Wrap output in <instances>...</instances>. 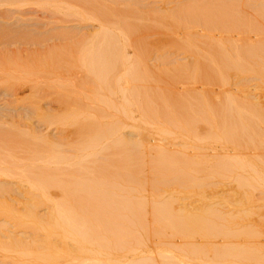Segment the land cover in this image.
Listing matches in <instances>:
<instances>
[{
	"label": "rangeland",
	"instance_id": "374dc122",
	"mask_svg": "<svg viewBox=\"0 0 264 264\" xmlns=\"http://www.w3.org/2000/svg\"><path fill=\"white\" fill-rule=\"evenodd\" d=\"M175 1L176 0H174V2ZM80 2L83 3V4L80 3L83 5L82 6L83 10L85 8H88L90 12L92 11V14L94 16L96 17L99 16V19H101L100 20L101 24H99L98 22H94L91 19L89 21L88 20L78 21L76 19L73 20L72 18L70 19L65 18L64 20H62L63 22L62 21L60 22V24L59 23L48 24L46 22L47 16L45 17V15H43L40 11L35 10L32 7L31 2H28L31 4V5L28 4L29 7H27L28 5H26L21 9H17L16 7H12V6L9 7V6L2 4V6H0V30H2L0 34V52H2L3 50L4 51L6 50L8 53H0V61H2L4 58L6 59V57L7 58L8 57H14V58L21 57L22 60L23 59L25 60L27 57H30L31 55L36 54V53H26V54L25 53H21V54L13 53V50L22 51L25 49L31 52L30 50L34 49L33 47H29L28 45L19 44L20 43L19 39L20 40L25 39V40L31 41L32 39L41 38L42 36L45 37L46 35H54V34L58 35V32L60 35L62 36L64 35V37L66 36V39L68 40L66 39L58 40L57 44H59L60 47L62 45H67V46H62L65 48V50L62 49L65 52L60 50L61 48H57V47L51 49V51L49 50V53H52V55L55 53H62V52L66 53L68 51H69L68 53H70L69 48L70 47L72 48L74 46L73 44H76L73 48H75L78 45L82 46L83 47V49L81 50L83 51L82 53H85V51L87 50L88 52L86 53H93V52H90V49L91 51H94L95 53H97L96 50L98 49H96L95 45L97 46V44H100V43H101L100 48L102 51V52L100 51L101 53L106 52V53L118 54L119 53L118 47L122 45V47L125 49V53L128 52V54H130L128 57L130 66L134 65L133 63L138 59V57L140 58L146 57L148 59V61H146L148 63L147 65L149 67L154 66V69L156 72L154 71L153 74L154 73L159 74L158 77H160L161 79L160 81H159V78L158 79L152 78L156 82L149 80L150 78L148 80L145 79L143 81V85L145 87H151V88H154L155 90L157 88L158 89L157 91L159 93L162 91L163 92L165 91L166 93H168L169 94L168 96L170 97L169 99L171 101L170 103L171 105L172 103H175L174 102L175 99H176L175 101L179 100L178 101L180 102L179 105L182 104V101L184 102V100L187 99L185 100L186 102L182 104L181 106L182 109L179 107V105L177 108V105H176L178 104L177 102L175 103L176 106L174 104L172 105V107L174 108V113L171 114V117L175 118L176 123L175 122L174 123L176 125L180 124L181 121L195 122L196 119L193 117L199 116L198 111H201L200 109L201 107H202V111L204 110V113L201 112L203 113V116H204V123H200V124H203L204 130H205L202 134L201 132L200 134H198L199 132L197 131L196 133L195 132L193 133L194 129H188V131H184L181 128L171 126L170 129L172 130L171 133L173 132L172 135L169 134V136H167L168 134L167 135L160 134L161 135L160 136V135H157L156 133L159 132L158 129L163 128V126H161L162 124L159 125V123L158 124L151 123L150 125H145L144 124L145 122L142 123L138 121L137 123L138 124L141 123L142 126L141 124L140 125L136 124V126L133 127V124H130L129 126L124 127V130H121V135L120 133H117L118 134L117 136L121 137V139H124L128 143L131 142L134 145L133 147L129 146L128 149L120 148L119 149L120 151L114 152L115 150H117V147H116V148H113V152L111 150L109 152L106 151L104 156L109 157V161L107 162L105 161L106 158L103 159L102 156L100 157L98 156L99 158L98 160H96L97 165H101L103 164L101 162L105 161L104 165L108 166L107 168H108L109 174L113 175L114 178L116 176L117 177L120 176V180H117L119 179L117 177H116L117 179H114V180H116L115 182L122 181L123 188H124L126 196L128 197V200H130V202L134 203L135 205H137V203H139V205L140 204L142 205L141 208L139 205H138L139 207L137 206L138 208L135 210L136 212L128 213V216L125 220V223H126L125 231L127 232V238L125 239L123 248H120L121 250L116 249L114 251H110V256L114 260H116L112 264H118L117 260H118V256L120 255L122 256L126 255L125 257L123 256L124 259L126 258L125 260L123 259V263L125 261L128 263L131 260L133 261L134 259L136 261L137 260L141 261L143 259L142 262H144L148 258L146 261L147 263L144 262L145 264H151L152 262H154V264H162L163 262L167 264L168 261L171 262L174 260V259H171V257H174V256H175L174 261H176V257L180 260L182 259L181 261H183L184 258L189 259L191 257L190 256L191 252L192 253L194 252L193 249L196 250V253L198 252L197 253L198 255L202 253L203 251L206 254V257H203V255L205 254L202 253L203 255L201 254L202 256H200L201 258H199V256L195 254L194 252L193 255L195 256L192 258L193 261L190 260L188 261L187 264H202L200 262L201 261L204 262L207 257H210V258L215 257L216 256L215 248H217L216 246H218V249H220L219 247H221L224 243L228 247H232V246H229L228 244L233 245L234 243V247L236 245L237 248H239L240 245L242 246L244 245V247L245 245H247V247L248 245H250L251 248L254 249V251L258 252L259 250V253L260 251H262V253L260 254H264V191H263L264 190L263 189L264 188V185H263L264 184V148H263L264 147V120H263L264 119L263 117L264 116L263 115L264 113V110H263L264 109V63H263L264 62V52H263L264 51L263 49L264 48V44H263L264 43V13H263L264 12V0H221V2L220 0L219 2L218 0H195V1L189 0L186 2H182L180 4H178L177 1H176L177 4L174 2L171 4H168L166 0H80ZM202 2L203 4H201ZM77 7H79V9L77 10L79 11L82 10L80 6H76V8ZM252 10L254 13L252 12ZM91 17L93 16L90 15L89 18ZM6 31L9 34H7ZM19 32H20V35H19ZM21 33H23V35ZM21 35H22V38H20ZM93 35H96V37H94ZM6 37L7 38L11 37V39H7ZM4 40H7V41L5 42ZM10 40L11 41L13 40V42H11ZM95 40L99 41V43H97ZM16 41H19V42H16ZM217 41H218V44H217ZM81 43H84L85 45L86 43L88 44L90 43L91 45L93 44L94 46L93 47L90 45L83 46ZM47 44L49 43H43L39 46L40 51L45 52V53H39V54L49 55L48 51H44L45 50L44 47ZM103 44H104V47H103ZM66 47L68 48V51H66L67 49ZM78 47H76L75 49H77ZM97 47L99 48V46ZM114 47L117 48L116 50L117 52L113 50ZM84 48H86V50H84ZM72 50L73 49H71V53L74 52V51L72 52ZM79 50H80V47H79ZM76 51L74 53H77V52L80 53L79 51L77 52ZM27 54H29L30 56H27ZM38 57L36 58L38 59ZM6 60L8 61V59ZM8 62H11V61L9 60ZM162 78H164L166 82L163 80V83H162L161 82ZM2 85H0V150L7 149V150H10L11 152H15L17 149H20L21 147H25L26 145H28V139H29L28 136H25V135L23 136L21 133H18V131L27 130V131H31L34 133L36 132V134L38 133L42 134L44 132L45 123L42 120H41L42 122H40L38 117H36L38 112L37 111L35 112V109H34L35 107H34V104L32 103L29 92H24L22 93V95L20 94L22 98L20 95H18L21 99L17 97V100H16L14 98L13 88L11 89L12 90L11 91L10 89H7L5 87L8 84H4L3 86ZM200 90L201 91L203 90V91L201 92ZM171 95L173 96L174 99L172 98ZM144 102H148V101L142 100V102H140V105H138L139 107L134 106L135 108L134 107L133 108L131 107V108L132 109L138 108L141 114L145 113L147 110L148 111L151 110L152 112L156 110V105H155L156 103H154V101L149 102L148 104ZM191 102H192V105H191ZM47 103L48 102L45 101V103L43 102L41 104L42 106L40 105L43 111H47L48 113H52V114L55 113L56 106L50 103L48 104ZM245 103L251 104L253 109L256 107V109L254 110L251 108L253 110L252 112H255L258 109L257 111H259V114L262 116V118H260L257 111H256L257 113L255 112L257 116L255 114L253 115L259 118V119L257 118L259 122H257V119L255 116L253 117L254 119L251 118L253 116L252 114H251L252 116L248 115L247 110L250 107L248 104H247L248 106H246ZM241 105H243L244 108L245 106L249 107V108H246L247 110H244L245 112L243 111L244 112L243 115L241 111L244 108L242 109ZM191 108H192V112L190 113L189 110ZM197 108H199L200 110ZM193 109H194V112H193ZM239 111L241 112V114ZM180 113H183V114H180ZM245 113L248 115L249 120L247 119V117H245L247 116ZM237 114L238 116L240 115L239 116L241 119V120L239 119L241 121L240 123H238L239 120L238 121L235 120V115H236V119L238 118ZM200 116L199 118H197V120L200 119ZM241 116L242 117L244 116L243 118L245 122H242ZM141 118H142V115H141ZM202 119L203 118L201 116L200 121H202ZM224 119H226V121ZM140 120L142 121L143 119H140ZM205 120L207 121L205 122ZM144 121H146V119ZM208 121L210 122L208 123ZM221 121L223 123H221ZM232 121L234 124L232 123ZM234 121L235 122L237 121V123H235ZM249 121H250V124H249ZM251 122H253L254 124ZM241 123H243L244 125L241 126ZM237 124L240 125L241 127L238 126ZM253 125L255 128L251 127ZM49 126H50L48 129L49 137L53 139L58 138L60 135H58V133L55 130L58 127V125L52 124ZM27 127L28 129H26ZM156 129L158 132L156 131ZM246 129H248V131ZM242 130L244 131V133H246L245 135ZM186 132H188V134H186ZM22 137L25 139H23ZM60 138L61 137H59V139ZM29 141H31L29 143H32L31 139H29ZM11 142L14 144L13 146H16V148L14 147L15 150H13L12 147H10L11 149L8 147L6 148L3 147L6 144H7L6 146H9V145L12 146ZM19 142H22L20 143L21 145H19ZM219 144H221L222 146ZM255 146L257 147V149ZM7 150L5 151L7 152ZM0 152L2 154L4 151H0ZM19 153L22 154L21 156L25 155L22 152H19ZM173 154H175V158ZM169 155L173 160H171ZM25 156L28 157L27 154ZM165 156H168L169 158ZM229 157L230 158L232 157L231 158L232 161L230 160ZM242 157L245 158V161H244V158ZM234 158H237V160H235ZM250 158L252 159L250 160ZM187 159L189 160L186 161ZM227 159H229L230 161H228ZM100 160H103V161L100 162ZM181 160H185L188 163L186 164L188 166L185 165L186 162L181 161ZM234 160L237 162L236 165L233 164V163H236V162H233ZM243 161L246 162L244 163L246 168L244 167V164H242ZM25 163L26 162H24L23 164L26 165ZM28 163L29 162H27V164ZM223 163L224 165L222 166ZM240 165H242V167H240ZM234 166H237V167H234ZM249 166L250 167L253 166V168L251 167L250 169ZM178 167H180V169ZM236 168H238V170ZM241 168H245V170L247 168L248 169L247 171H243L244 169L241 170ZM255 171L258 174L254 175L256 173ZM184 173L185 174L187 173L185 177H184ZM195 173L196 174L198 173V174L196 175ZM181 177L183 178L181 179ZM250 178L255 179L254 180L255 182L252 183L251 182L252 180ZM256 179H258L259 182ZM5 180H7V178H5ZM242 181L243 182L246 181L250 185L247 186V183H246V186L242 187V184H243ZM238 182L242 183V184L239 183L241 186L238 184ZM250 182L253 184L252 186ZM181 183L184 186L180 185ZM135 184H137L136 185L137 187L135 186ZM259 184H260V187L257 186ZM8 185L6 186H8V188H10L12 191L10 195L12 196L11 197L12 199L17 198L19 194H20L19 196L23 197L22 194H24L25 191H22V190H27L26 189L27 185L19 181L17 178L9 179ZM134 187L138 189L140 188V189L137 190V189H134ZM128 191L131 195L128 193ZM139 191L142 194H140ZM136 198H140L143 204L141 202H138ZM163 202L164 204L165 203L166 204L164 205ZM153 203L155 204L153 208H155L156 206V209L157 208L160 209V207L165 206L166 210L162 212L163 214L166 213L164 214V217H162L163 215H160L162 214L161 212L153 213L154 211H152L153 209H151L152 207L151 205ZM158 204H160L159 205L160 207L158 206ZM171 205L173 206V209ZM143 207L144 209L142 210ZM42 208L39 209L40 214H43L46 212L45 208L44 209ZM145 208L147 210H145ZM167 210H168V213L170 214L172 213L175 217L183 210H184L183 211L184 213H180V214L185 215V214L191 213L189 215L194 216V218L203 216L202 220L206 222L209 221L211 223L210 224L209 222H207L208 225L209 224L211 225L210 228L212 229H210L205 222L206 224L205 226L209 228L210 232L214 231L215 227L217 228L220 227L219 225L217 226V223L221 224V222H223L221 228L217 229V233L215 232L216 231L215 229V231L212 232V235L213 233L218 234L219 229H222V230L228 229L230 233L229 234L227 233L228 236H226L224 234L225 230L223 231L220 230L221 237L219 236L220 233L218 234V236L215 235V237H211L212 236L211 233L207 232V234L209 233L211 235V236L209 235L210 237H208L206 236V233L204 234L201 233L202 230L204 232V228L206 227L201 228L202 229L200 231L201 235L197 234L199 233L198 230L200 229H198L197 227L198 229L197 230L196 228L193 227V230L196 229L191 234L194 237L192 238L191 235L186 237L185 234H180L182 235L183 238H186V239H183L178 234L180 231L176 230L178 231L177 233L178 235L174 233L176 227L175 229L173 227L174 231L172 230V228L171 229L168 228L170 226H167L166 228L165 226L166 223H164L165 221L161 222L165 225L163 224L160 225V222H158L156 225L157 221H162V220L157 219L158 216H161L162 218H166L165 220H167L168 218V221L170 220L173 221L175 219L174 216L170 217V215L167 213ZM177 210L179 211V213L177 212ZM193 210H195V212ZM207 210H210L211 212H208ZM214 210L219 211L217 212L218 215L217 213H215ZM187 211L189 213H187ZM212 212H214L213 215L216 214L217 216L221 214L219 216L222 219L221 222L220 220L218 222L216 219L215 220L211 219L210 221V218H212L210 216L212 215ZM180 214L178 216H180ZM154 216L157 219V221L154 218ZM168 216L173 219H169ZM151 217L155 220V222L153 219H151ZM161 217L159 219H161ZM206 217L208 218V220H206L207 219ZM198 219L201 220V217H199ZM3 220H4L3 217L0 218V227H2V229H0V236L1 234L2 236L14 234V235H17L18 238H22L25 240L29 238L30 233H31V232L29 233V230H26L24 227H20L22 229L20 228L17 229V227L13 228L12 226L10 227L6 223L4 224ZM232 222L235 224H233ZM167 224H170L172 226L171 222ZM223 226L225 228H222ZM246 231H248V233ZM222 232L226 237L224 236L222 238L223 236ZM243 232L246 236H248L249 234L253 232L252 234H254L255 237L251 234L253 239H251V237L250 238L248 237L249 239H246L247 237L241 234ZM163 233L165 234V236ZM168 234H170L171 236ZM231 235L233 238L231 237ZM188 237H191V238L188 239ZM230 238H232V241ZM134 240L138 241L139 243L141 242L140 243L141 247H139L140 244L138 242H137L138 244H135ZM209 242L211 243V245ZM182 243H185V245ZM189 243L192 246H190ZM143 244L145 245L146 248L144 247ZM167 244H169V246H167ZM225 244H224V247L222 246L221 249L225 248ZM187 245H189V247L190 248L192 247L193 249L191 250L187 248L188 247ZM256 246H257V249L255 250L254 247ZM178 247L179 249H182V250H179V249L177 250ZM204 247H206V249L208 248V251L209 249H211L209 251L210 253L207 250L206 251L208 253L204 251L205 250ZM124 249H126L125 254L123 253ZM188 249L191 250V252L190 251L188 252ZM198 249L202 251L200 252ZM226 249H229V248H226ZM183 250L186 253L183 252ZM188 253H190L189 254L190 257L187 256ZM211 253H213V256L210 255ZM160 255H164V257L163 256L161 257ZM184 255L186 257H184ZM197 256L199 259H201V261L196 260ZM215 259H212V261L211 259L210 260L207 259L206 262L211 261L215 263V261H213ZM185 260L183 261V263L186 264ZM231 260L228 259V263ZM262 260H263L262 264H264V258ZM177 261L178 263H173V264H183L181 261L180 263H179V260ZM169 262L168 264L172 263V262L171 263ZM128 264H131V263H128ZM216 264H217V259H216ZM220 264H222V262ZM223 264L225 263L223 262ZM243 264H246V263H243Z\"/></svg>",
	"mask_w": 264,
	"mask_h": 264
},
{
	"label": "bare ground",
	"instance_id": "6f19581e",
	"mask_svg": "<svg viewBox=\"0 0 264 264\" xmlns=\"http://www.w3.org/2000/svg\"><path fill=\"white\" fill-rule=\"evenodd\" d=\"M176 1L178 4H180L182 2H186L189 0H176ZM176 1L174 2V0H166V2H168V4H171L173 2L176 3ZM28 2H31L32 7L35 10L40 11L43 15H45V17L47 16L46 22L48 24H50V23H53V24L59 23L60 24V22L62 20H64L65 18H69V19L72 18L73 20L76 19L78 21H85V20L89 21L91 19L94 22H98L99 24H101L100 23L101 19H99V16H97V17L94 16L92 14V11L90 12V10L88 8H85L83 10V8H82L83 3L80 2V0H0V6H2V4H4V5L9 6V7L12 6V7H16L17 9H21L24 6L30 4ZM218 2H219V0H218ZM220 2H221V0H220ZM80 3H82V4H80ZM185 4H187V3H185ZM201 4H203V2ZM244 4H245V2H244ZM76 6H80L82 10L81 11L77 10V9H79V7L76 8ZM189 6H190V4H189ZM27 7H29V5ZM252 12H253V10H252ZM90 15H92L93 17L89 18ZM1 31L2 30H0V34H1ZM23 33H25V32H23ZM23 33H21V34L23 35ZM7 34H9V33L7 32ZM19 35H20V32H19ZM22 35L20 38H22ZM59 35L60 34L58 32V35L57 34L46 35L45 37L42 36L41 38H35V39H32L31 41L25 40V39H21V40L19 39V41H20L19 44H23V45L25 44V45H28L29 47H33L34 49L30 50L31 52H29L28 50H25V49L22 51L21 50L20 51L19 50L18 51L13 50V53H19V54H21V53H25V54L26 53H36V54H33L31 56L29 54H27V56H30V57H27L25 60L24 59L22 60L21 57H18V58L8 57L7 58L5 56L6 59H8V61L10 60L11 62H8L5 58L2 61H0V85L8 84L9 86L8 85L5 86L7 89L11 90L13 88L14 98L16 100H17V97H19L18 95H20V94L22 95V93H24V92H29L32 103L34 104V107H35L34 108L35 112L36 111L38 112L36 117H38L40 122L43 121L45 123L44 132H43L44 134L43 133L42 134H40V133L36 134V132L34 133L31 131H27V130L18 131V133H21L23 136L24 135L28 136L29 139L32 140V143H29L31 141H29V139L27 138L28 139V145H26L25 147H21V148L19 147L20 149H17L15 152H11L10 150H7V149L0 150V151H4L2 154L0 152V218L3 217L4 218L3 223L8 224L10 227L11 226L13 228L17 227V229H19L20 227H24L26 230H29V233L31 232L29 238L26 240L22 239V238H18V236L14 235V234H12L13 236L12 235H4L5 237L2 236V234H1L2 238L3 237L4 238L2 240V238L0 236V264H112V263H114L116 260H114L110 256V251H114L116 249L121 250L120 248H123V245L125 243V239L127 238V232L125 231V226H126L125 220L128 216V213L129 212L134 213V212H136L135 210L139 206H140V208L142 206L141 204L139 205V203H137V205H135L134 203H131L130 200H128V197L126 196L124 188H123L122 181L121 182H115L116 180H114L117 178H119L117 180H120V176L119 177L116 176L117 178L116 177L114 178L113 175L109 174V171L107 168L108 166L104 165L105 161L106 162L109 161V157L104 156L106 151L109 152L111 150L113 152V148L117 147V150L114 151V152H116V151H120L119 150L120 148H127L128 149L129 146H131V147L134 146L131 142L128 143L124 139H121V137H118L117 133H120V135H121V130H124V127L129 126L130 124H133V127H134V126H136V124H138L137 123L138 121H140L142 123L145 122L144 123L145 125H150L151 123L152 124H155V123L158 124L159 123V125L162 124L161 126H163V128L158 129L159 132L156 129V131L159 133V134L156 133L157 135H160V134H162V135L168 134L167 136H169V134L172 135L173 132L171 133V131H172L170 129L171 126L181 128L184 131H188V129H194L193 133L194 132L196 133V131H197V132H199L198 134H200V132L202 134L205 131L203 124H200V123H204V116H203L204 110L202 111V107L200 108L201 111L197 110L199 116L202 114L201 115L203 118L202 121H200L201 116H200V119H198V120H197V118H199V116L198 117L196 116V117H193L196 119L195 122H190V121L183 122L180 120L181 123H183V124L180 123V124L176 125L175 124L176 123L175 118L171 117V114L174 113V108L172 107V105L173 104L175 105V103L177 102L178 104H176V105L178 108V105L180 104V102H178L179 100L175 101L176 100L175 99L174 100L175 103H172V105H171L170 104L171 101L169 99L170 97L168 96L169 95L168 93H166L165 91L164 92L162 91L163 93L160 92L161 93L160 94L157 91L158 90L157 88L155 90L154 88L145 87L143 85V81L145 79L148 80L150 78L149 80L155 81L154 80L155 78H157V79L159 78V81L161 80L160 77H158L159 76L158 73L153 74V72L155 71L154 66L149 67L147 65L148 63L146 61H148V59L146 57H144V58L138 57V59L133 63L134 65L130 66L129 65L130 64L129 58H128L130 54H128L127 51H126L127 53H125V49L122 47V45L120 47H118V51H119L118 54L106 53V52L101 53L102 52L101 48H100L101 43L97 44V46H99L100 50L95 45L96 49H98V50H96L97 53H95L94 51H91L90 48H89L90 52H93V53H86V52H88V50L85 51V53H82L83 52V51H81L83 49L82 46L78 45L80 47V50H79L78 46H76V47H78L77 48L78 50L75 49L76 47L73 48L76 44H73L74 46L72 45L73 47L72 48L70 47V48L73 49L72 52L75 49V51L77 50L80 53H78L77 51H76L77 53H74L75 51L73 53H71L70 48H69L70 53H68L69 51H68L67 47H66L67 48L66 51H68V52L63 53V52H65L64 51L65 48L62 46H67V45H62L60 47L59 44H57V43H58V40L66 39V36L64 37V35L63 36L62 35L59 36ZM16 36H18V35H16ZM24 36H25V34H24ZM93 36L96 37V35H93ZM7 39H11V37H8ZM66 40H68V39H66ZM4 41L6 42L7 40H4ZM19 41H16V42H19ZM101 41H102V39H101ZM11 42H13V40ZM88 42H90V41H88ZM96 42L99 43V41H96ZM43 43H49V44L45 45V47H44L45 50L43 49L44 51H48V53H49V50L51 51V49L56 48V47L61 48L60 50H62V49H64V50H62L63 52L60 51L62 53H55L53 55H52V53H49V55L48 54L41 55L39 53H45L43 51L41 52L39 49V46ZM12 44H14V43H12ZM81 44L83 46H89V45L92 47L94 46L93 44L91 45L90 43L89 44L86 43V45L84 43H81ZM217 44H218V41H217ZM103 47H104V44H103ZM86 48H84V50H86ZM113 50L116 51L117 48L114 47ZM1 51H2V49H1ZM0 53H8V52L6 50L5 51L3 50ZM233 55H234V53H233ZM247 55H248V53H247ZM36 57H38V59ZM147 57H149V56H147ZM20 60H22V61H20ZM246 61H247V59H246ZM240 63H242V62H240ZM230 67H232V66H230ZM247 67H248V65H247ZM253 68H251V69H253ZM213 74H215V73H213ZM152 78H154V79H152ZM163 80H164V78H162V81H161L162 83H163ZM159 81H158V83H159ZM201 81H203V80H201ZM155 82H154V84H155ZM10 86H11V88H10ZM158 86H160V85H158ZM164 94H165V96H164ZM21 98H22V96H21ZM172 98H173V96H172ZM142 100L148 101V102H144L146 104L154 101V103H156L155 104L156 110L154 112H152L151 110L150 111L147 110L145 113L141 114V112L138 110V108L132 109L134 106L137 107L138 105H140V102H142ZM185 100H187V99H185ZM185 100H184V102L182 101V104L186 102ZM45 101L56 106V109H55L56 112L55 113L52 114V113H48L47 111H43V109L41 108V106H42L41 104L43 102L45 103ZM172 102H173V100H172ZM182 104L179 105L180 108H181ZM247 104L249 105L250 108L246 107V106H248ZM247 104H246L245 108L243 106L244 104L241 105L242 107L239 106L242 109L244 108L241 111L242 115L245 112L244 110H247L246 108H249L248 110H250V111L247 110L249 116L251 114L256 115V113L258 112V115L260 116V118H262V116L259 114V111H257L258 109L256 110L257 112L255 111L256 113L252 112L254 109H256V107L253 109L251 104H249V103H247ZM191 105H192V102H191ZM195 105H196V103H195ZM253 107H254V105H253ZM197 109H199V108H197ZM189 111L191 113L192 108ZM193 112H194V109H193ZM201 112H203V113H201ZM239 112H237V113H239ZM241 112H240V114H241ZM180 114H183V113H180ZM220 114H222V113H220ZM141 115H142V118H141ZM248 115L245 116V117H247V119H248ZM255 115H253L251 118H253ZM263 115H264V113H263ZM239 116L237 114L238 118L236 119V115H235V120L238 121L240 119ZM243 117H242V122H245ZM257 118L258 117H256V119ZM140 119H143V120L141 121ZM145 119H146V121H144ZM258 119H257V122H259ZM207 120H205V122ZM224 120L226 121V119H224ZM240 120L238 123L241 122ZM197 121H198V123H197ZM222 121H221V123H223ZM237 121L236 122L234 121V122L237 123ZM250 121H252V120H250ZM250 121H249V124H250ZM209 122L210 121H208V123ZM261 122H263V121H261ZM232 123H233V121H232ZM251 123H253V122H251ZM52 124L58 125V127L55 130L58 133V135H60L59 136V137H61L60 139H59V137L56 139L49 137L48 129L50 127L49 125H52ZM140 124L141 123H139L138 125H140ZM225 124H226V122H225ZM243 125L244 124L241 123V126H243ZM141 126H142V124H141ZM238 126H240V125H238ZM232 127H234V126H232ZM251 127L255 128L254 125ZM26 129H28V127ZM246 130L248 131V129H246ZM29 132H31V133H29ZM207 132H208V130H207ZM228 133H229V131H228ZM243 133H244V131H243ZM186 134H188V132H186ZM245 134L246 133H244V135ZM259 135H261V134H259ZM195 136H194V138H195ZM211 136H213V135H211ZM187 137H188V135H187ZM23 139H25V138H23ZM196 141H198V140H196ZM209 141H210V139H209ZM220 141H222V140H220ZM158 142H160V141H158ZM20 143H22V142H19V145H21ZM6 145L3 147H5V148L6 147H8V148L12 147L13 150H15V148H16V146H13L14 145L13 143L11 144L12 146H10V145L6 146ZM219 145H221V144H219ZM256 149H257V147H256ZM5 150H7V152ZM121 150H123V149H121ZM18 151L24 153L25 155L27 154L28 157L25 155H24L25 157L21 156L22 154L19 153ZM222 151H224V150H222ZM3 154H5V155H3ZM16 154H18L20 156H18ZM170 155H169V157H170ZM173 155L175 158V154H173ZM98 156L99 157L102 156L103 159H105V158L106 159L108 158V159L107 160L105 159L104 162H101L103 160H100V162L103 164L99 163L101 165H97L96 160H98V158H99ZM120 156H121V154H120ZM165 157L169 158L168 156H165ZM248 157H250V156H248ZM115 158H116V156H115ZM231 158H230V160H231ZM237 158H234V159L237 160ZM242 158H244V157H242ZM252 158H253V156H252ZM252 158H250V160ZM171 160H173V159L171 158ZM175 160H177V159H175ZM188 160L189 159H187L186 161H188ZM220 160H222V159H220ZM227 160L230 161L229 159H227ZM235 160L233 162H236ZM181 161L186 162L185 160H181ZM244 161H245V158H244ZM244 161L242 164L246 163ZM22 162L23 163L26 162L25 163L26 165H24ZM27 162H29V163L27 164ZM120 162H118V163H120ZM208 163H210V162H208ZM230 163H232V162H230ZM238 163H240V162H238ZM186 164H188V163L186 162L185 165ZM233 164L236 165L237 162L233 163ZM223 165H224V163L222 164V166ZM186 166H188V165H186ZM196 166H198V165H196ZM231 166H233V165H231ZM224 167H226V166H224ZM234 167H237V166H234ZM240 167H242V165H240ZM244 167H245V164H244ZM251 167L253 168V166H251ZM251 167H250V169H251ZM178 168L180 169V167H178ZM245 168H241V170L244 169L243 171H247L248 168L246 170H245ZM236 169L238 170V168H236ZM245 173H247V172H245ZM186 174L184 173V177ZM256 174H258V173L256 172L254 175H256ZM132 177H133V175H132ZM5 178H7V180H5ZM8 178L9 179L17 178L19 181H21L25 185H27V188L25 187L27 190H22V191H25L24 192L25 195L22 194L23 197L19 196L20 194L18 195V197L16 195V197L19 200L17 198H15V199L11 198L12 196H10V195H11L12 191L10 188H8V186H9L8 185V183H9ZM182 178L183 177H181V179ZM253 178H255V177H253ZM185 179H187V178H185ZM261 179H260V181H261ZM144 180H146V179H144ZM169 180H171V179H169ZM189 180H191V179H189ZM251 180H252L251 181L252 183L255 182L254 181L255 179H251ZM256 180L259 182L258 179H256ZM239 183H241V182H238V184ZM246 183H247V186L250 185V184H248V182L245 181V182H243V184L241 183L242 187L243 186L245 187ZM252 183H251V186L253 185ZM261 183H262V181H261ZM6 185H8V186H6ZM136 185L137 184H135V186ZM180 185L184 186L182 183ZM138 186H140V185H138ZM257 186L260 187V184ZM136 187H134V189H137V190L140 189V188L138 189ZM193 187H195V186H193ZM128 193H129V191H128ZM139 193L142 194L140 191H139ZM166 193H167V191H166ZM250 194H252V193H250ZM136 199L138 202L142 203V200H140V198H136ZM133 200H135V199H133ZM203 200H201V201H203ZM148 203H150V202H148ZM163 204H164V202H163ZM146 205H147V203H146ZM154 205H155L154 203L151 205L152 206L151 209H153L152 211H154L153 213H156V212L162 213L166 210L165 206L160 207L159 206L160 204H158L160 209H158V208L156 209V206H155V208H153ZM207 206H208V204H207ZM40 208H42V209L45 208L46 212L43 214H40V212H39ZM143 209H144V207L142 208V210ZM172 209H173V206H172ZM145 210H147V209L145 208ZM183 211H181L180 213H184ZM193 211L195 212V210H193ZM207 211L211 212L210 210H207ZM212 211H213V209H212ZM177 212L179 213L178 210H177ZM217 212H219V211H215V213H217ZM167 213H168V210H167ZM187 213H189V212L187 211ZM213 213L214 212H212V215H210L212 217V218H210V221H211V219L212 220L216 219L218 222H219V220L221 222L222 219L219 217L221 214H219V216H217L218 213H217V215L216 214L213 215ZM164 214H166V213H164ZM164 214L162 213L160 215H163L162 217H164ZM168 214L170 215V217L174 216L172 213L171 214L168 213ZM189 214H191V213H189ZM189 214H185V215L180 214V216L176 215V217L174 216L175 219L173 221L172 220L168 221V218H167V220H165L166 218H162L161 216H158L157 219L162 220V221H157L155 216H154V218L157 221L156 225L158 222H160V225H162L163 223H161V222L165 221L164 223H166V225L165 224H163V225H165L166 228H167V226H170L168 228H170V229L172 228V230L174 231V229L176 227L174 233L177 234L178 231H180L178 234L179 235L185 234L186 237L190 236L194 232V230L197 229V227H198V229H200V230L197 229L199 231V233H197L198 235L199 234L201 235V233H203V234L206 233V236L210 237L212 235V232H214L216 229L215 232L217 233V229L221 228V226L223 224V222H221V224L217 223V226L219 225L220 227H218V228L215 227L214 231L210 232L209 228L211 226L210 225L211 223L209 221H207L210 223L208 225L206 221L202 220L203 216H199V217H201V220H200V219H198L199 217L194 218V216H191ZM131 215H133V214H131ZM151 216H153V215H151ZM160 217H161V219H159ZM166 217H167V215H166ZM170 217H169V219H173ZM218 217H219V219H218ZM151 219H153V218L151 217ZM206 220H208V218ZM166 221H168V222H166ZM147 222H149V221H147ZM154 222H155V220H154ZM169 222H171L172 226L170 224H167ZM205 222L209 228L205 226L206 225ZM215 224H216V222H215ZM233 224H235V223H233ZM261 224H262V222H261ZM173 227H174V229H173ZM193 227L196 229L193 230ZM202 227H206L208 229L204 228V232H203V230L201 229ZM222 228H225V227L223 226ZM242 228H243V226H242ZM0 229H2V227H0ZM20 229H22V228H20ZM210 229H212V228H210ZM163 230H165V229H163ZM176 230H178V231H176ZM201 230H202V232L200 233ZM220 230L221 231L225 230L226 232L224 231V234L226 236H228V234L230 233V231L228 229H223V230L219 229L218 234L221 232ZM207 232L211 233V235L209 233L207 234ZM244 232L241 234L246 236L244 234ZM246 232L248 233V231H246ZM216 233L215 234L213 233V235L211 237H215V235L218 236V234H216ZM222 234H223V232H222ZM224 234H223L222 238L225 236ZM251 234H249L250 236L247 234L248 236H246L247 237L246 239H249L250 237H251V239H253ZM168 235H170V234H168ZM232 235H231V237H232ZM252 235L254 236V234H252ZM164 236H165V234H164ZM180 236L182 237V235H180ZM206 236H204V237H206ZM219 236L221 237V233L219 234ZM191 237L193 238L194 236L191 235ZM191 237H188V239ZM202 237H203V235H202ZM232 238H230L231 241H232ZM183 239H186V238H183ZM228 240H229V238H228ZM228 240H226V241H228ZM142 241H144V240H142ZM137 242L138 241H135V244L139 243V242L138 243ZM145 242H146V240H145ZM145 242H144V244H145ZM147 242H148V240H147ZM126 243H127V241H126ZM182 244L185 245V243H182ZM224 244L222 245L223 247H224ZM143 245H142V247H143ZM189 245H190V243H189ZM189 245H187L188 247L187 246L186 247L192 250L193 248L192 247L190 248ZM210 245H211V243H210ZM228 245L232 246V247H228L225 244V248L221 249L222 246L220 245L221 247H219L220 249H218V246H216L217 247V248H215V255L216 256L215 255L214 256L217 259V264L218 263L220 264L221 262H222V264H223V262L225 264H229L230 262L232 264H243V263H246V264H248V263L249 264H251V263L262 264L263 263L262 259L264 258V254H260V253H262V251H260V253H259V250H258V252H256V251H254V249L251 248L250 245H248V247H247V245H245V247H244V245L243 246L240 245V247L238 245L239 248H237L236 245L234 247V243H233V245H231V244H228ZM132 246H134V245H132ZM163 246H165V245H163ZM167 246H169V244H167ZM190 246H192V245H190ZM203 246H205V245H203ZM212 246H214V245H212ZM139 247H141V244ZM144 247H145V245H144ZM170 247H171V245H170ZM206 247H207V245H206ZM206 247H204V249H205L204 251H206V250L208 251V248L206 249ZM249 247L251 248V250ZM124 248H126V247H124ZM226 248H229V249H226ZM246 248H248V249H246ZM254 248L256 250L257 246ZM178 249H179V247L177 248V250ZM189 249H188V252L189 251L191 252V250H189ZM173 250H175V249H173ZM179 250H182V249H179ZM210 250L211 249H209V251ZM212 250H214V249H212ZM125 251H126V249H124V251H123L124 254H125ZM170 251H171V249H170ZM193 251L195 252V254L198 253V252L196 253V250H194V249H193ZM199 251L201 252L202 250H199ZM166 252H168V251H166ZM183 252H185V251L183 250ZM194 252L193 253L191 252V255H190L191 257L189 256L190 253H188V255L186 254L187 256L190 257L189 259L184 258V257H186L184 255L183 261L186 259L185 260L186 264L188 263V261L192 260V258L195 256V255H193ZM111 253H113V252H111ZM202 253L205 254L203 251H202ZM202 253H200L199 255L197 254L199 256V258H201L200 256L203 255ZM213 253H214V251H213ZM213 253H211L210 255L213 256ZM261 255H263V256H261ZM123 256L125 257L126 255H123ZM123 256L122 255L118 256V260H117L118 264H124V263H126V264H128V263L145 264V263H147L146 261L148 259V258L147 259L145 258L146 259V261H144L145 263L142 262L143 259L141 261L140 260L136 261L134 259L135 260V261L133 260L134 262L131 260L128 263L126 261L123 263V259H124ZM160 256L164 257V255H160ZM198 256L196 257V260L201 261V259H199ZM174 257H171V259L175 260ZM203 257H206V254L203 255ZM215 257H212V258L207 257L206 260L211 259V261H212V259H215ZM216 259L213 260V261H215V263L211 262V261L210 262L208 261V262L210 264H216ZM228 259H230V260L232 259V260L228 263ZM174 260L173 261L170 260L172 263L169 261L168 262L173 264V263H178L177 260H179V263H180V261L182 259L180 260L176 257V261H174ZM206 260L204 262H206ZM152 261H153V259H152ZM183 261H181V262L183 263ZM135 262H137V263H135ZM165 262H167V261H165ZM168 262H167V264H168ZM204 262L201 261L200 263L203 264ZM208 262H206V263L209 264ZM206 263H204V264H206ZM151 264H154V262H152ZM162 264H166V263L163 262ZM183 264H185V263H183Z\"/></svg>",
	"mask_w": 264,
	"mask_h": 264
}]
</instances>
